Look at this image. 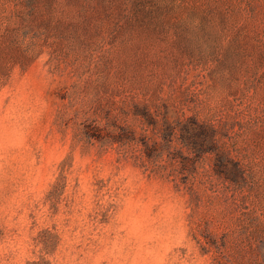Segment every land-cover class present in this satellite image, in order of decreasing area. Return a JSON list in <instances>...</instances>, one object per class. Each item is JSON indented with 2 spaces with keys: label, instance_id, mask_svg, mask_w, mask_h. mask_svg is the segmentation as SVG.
<instances>
[{
  "label": "rangeland",
  "instance_id": "obj_1",
  "mask_svg": "<svg viewBox=\"0 0 264 264\" xmlns=\"http://www.w3.org/2000/svg\"><path fill=\"white\" fill-rule=\"evenodd\" d=\"M133 102L216 124L244 181L204 155L185 186L173 164L162 176L78 140L81 122ZM263 252L264 0H0V264Z\"/></svg>",
  "mask_w": 264,
  "mask_h": 264
},
{
  "label": "trees",
  "instance_id": "obj_2",
  "mask_svg": "<svg viewBox=\"0 0 264 264\" xmlns=\"http://www.w3.org/2000/svg\"><path fill=\"white\" fill-rule=\"evenodd\" d=\"M130 117L134 120L133 123L127 121ZM76 135L80 141L98 144L103 151L115 148L120 157H133L135 162L140 160L147 169L162 176L175 175L169 169L173 164L185 186L197 172V161L204 155H212L217 177L233 184H241L245 179L240 162L222 146L221 134L216 124L200 121L193 116L175 117L169 109L161 113L152 110L149 105L133 102L129 108H121L118 113L106 112L99 119L84 120ZM38 242L47 251L57 245L49 229L41 232ZM209 242L218 247L214 241ZM262 257L259 264H264V252ZM27 264L53 262L42 256L28 260Z\"/></svg>",
  "mask_w": 264,
  "mask_h": 264
}]
</instances>
